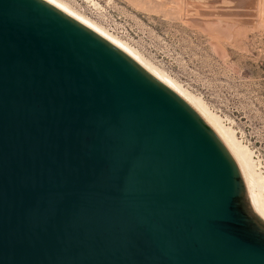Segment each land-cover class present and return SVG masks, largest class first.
<instances>
[{
  "label": "water",
  "instance_id": "1",
  "mask_svg": "<svg viewBox=\"0 0 264 264\" xmlns=\"http://www.w3.org/2000/svg\"><path fill=\"white\" fill-rule=\"evenodd\" d=\"M0 264H264L214 131L44 0H0Z\"/></svg>",
  "mask_w": 264,
  "mask_h": 264
},
{
  "label": "rangeland",
  "instance_id": "2",
  "mask_svg": "<svg viewBox=\"0 0 264 264\" xmlns=\"http://www.w3.org/2000/svg\"><path fill=\"white\" fill-rule=\"evenodd\" d=\"M62 1L199 98L264 177V0Z\"/></svg>",
  "mask_w": 264,
  "mask_h": 264
},
{
  "label": "bare ground",
  "instance_id": "3",
  "mask_svg": "<svg viewBox=\"0 0 264 264\" xmlns=\"http://www.w3.org/2000/svg\"><path fill=\"white\" fill-rule=\"evenodd\" d=\"M55 6L62 12L71 16L78 22L87 26L117 48L122 50L128 56L140 63L142 67L152 76L165 84L168 88L178 94L188 105H190L206 122V124L214 131L223 145L230 152L236 161L240 172L242 174L248 198L254 212L264 221V177L256 171L255 165L251 158V152L246 147L238 142L234 136L233 131L224 127L221 121L214 114L210 113L199 98L184 91L175 81L170 79L167 75L152 66L149 62L143 59L135 50L128 47L125 43L119 41L112 35L108 34L102 28L91 22L84 16L80 15L62 0H44Z\"/></svg>",
  "mask_w": 264,
  "mask_h": 264
}]
</instances>
